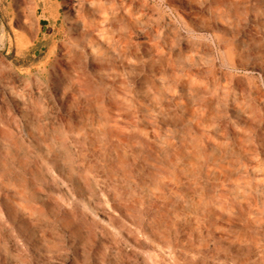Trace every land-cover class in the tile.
<instances>
[{"label":"rangeland","instance_id":"obj_1","mask_svg":"<svg viewBox=\"0 0 264 264\" xmlns=\"http://www.w3.org/2000/svg\"><path fill=\"white\" fill-rule=\"evenodd\" d=\"M0 264H264V0H0Z\"/></svg>","mask_w":264,"mask_h":264},{"label":"bare ground","instance_id":"obj_2","mask_svg":"<svg viewBox=\"0 0 264 264\" xmlns=\"http://www.w3.org/2000/svg\"><path fill=\"white\" fill-rule=\"evenodd\" d=\"M83 36H84V33L81 32V37H83Z\"/></svg>","mask_w":264,"mask_h":264}]
</instances>
